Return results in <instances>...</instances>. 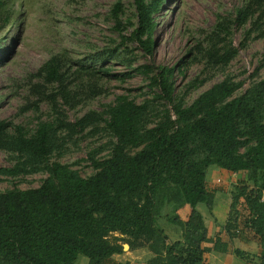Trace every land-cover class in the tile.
Masks as SVG:
<instances>
[{"label":"trees","instance_id":"1","mask_svg":"<svg viewBox=\"0 0 264 264\" xmlns=\"http://www.w3.org/2000/svg\"><path fill=\"white\" fill-rule=\"evenodd\" d=\"M262 4L264 0H249L237 11V20L243 22L253 7ZM133 5L136 27L130 39L150 55L151 17L160 0H133ZM120 9L116 2L109 13L117 30ZM208 55L216 65H225L231 57ZM172 69L156 67L150 81L174 119L164 113L147 127L146 104L116 97L98 118L115 145L107 159L92 163L94 173L85 178L66 164L47 162L57 149L52 122L37 121L27 130L0 120V151L15 160L0 168V175L47 173L36 188L0 192V264H74L77 256L85 257L87 264H118L111 259L121 253L118 238L108 240L114 233L148 243L153 257L147 264H204L208 251L230 252L244 264H264V78L235 97V87L223 80L182 106L173 98ZM71 73L61 56L50 57L34 75L39 81L30 87L29 94L35 97L30 107L56 98L68 103L64 80ZM89 85L96 95L94 83ZM52 87V92L46 90ZM89 114L72 126L82 130L90 125ZM128 148L135 151L129 154ZM210 166L240 175L230 192L223 226L227 242L206 237L196 210L198 204L208 211L212 205L215 187L204 175ZM183 206L190 208L185 221L175 214ZM161 223L179 230V238L170 241ZM233 240L254 242L257 252L249 256L230 248ZM205 242L212 247L202 248Z\"/></svg>","mask_w":264,"mask_h":264},{"label":"rangeland","instance_id":"2","mask_svg":"<svg viewBox=\"0 0 264 264\" xmlns=\"http://www.w3.org/2000/svg\"><path fill=\"white\" fill-rule=\"evenodd\" d=\"M248 1L160 0L151 17L152 48L150 55H146L130 39L136 27L133 0H2L0 120L27 130H32L37 121L52 122L57 128V149L47 162L66 164L82 178L92 175V163L107 159L115 145L114 137L98 118L103 117L106 106L116 97L146 104L147 127L164 113L174 119L170 106L159 97L150 81L156 67L173 68L170 76L173 98L180 100L182 106L223 80L235 87L232 94L235 97L264 78V4L253 7L244 21L239 22L237 11ZM116 2L121 8L119 30L113 28L109 16ZM227 53L231 57L225 65L213 64L208 55L218 57ZM55 55L61 56L65 67L72 70L64 80L71 99L68 103L59 98L41 101L36 109L31 108L35 97L29 90L39 81L34 75ZM90 83H94L96 95L90 93ZM54 88L46 90L52 92ZM86 114L92 120L90 125L82 130L72 126ZM127 150L129 154L135 151ZM14 163L11 155L0 151V168ZM46 177L44 170L13 177L0 175V192L36 188ZM239 178L237 175L235 184ZM234 183L219 180L214 181V187L222 197H227ZM221 185L224 190L227 186L229 189L223 191ZM212 236L227 242L223 230ZM114 238H118L122 252L144 243L143 239L126 240L115 233L108 236L109 241ZM249 243L237 241L236 245L253 256L258 248L254 242ZM207 256L204 254V264H211Z\"/></svg>","mask_w":264,"mask_h":264},{"label":"crops","instance_id":"3","mask_svg":"<svg viewBox=\"0 0 264 264\" xmlns=\"http://www.w3.org/2000/svg\"><path fill=\"white\" fill-rule=\"evenodd\" d=\"M205 181L210 184L211 186H214V181L218 182L219 180H223L224 183L230 184L234 183L235 178L237 175L235 173H231L228 171H225L223 169L217 168L215 166H210L205 170ZM228 178H232V180H226ZM235 184V183H234ZM223 185V184H222ZM221 185V186H222ZM217 187V186H216ZM229 187L227 186L226 189H223V191H227ZM229 204H230V194L228 193V196L225 197V195L220 194L218 190H215V193L213 194L212 199V205L210 210H206L203 204H198L196 206V210L200 213L204 227L206 229V237L210 240H213L214 234L219 233V230H223V226L226 222V214L229 211ZM221 211V215H218ZM190 213V208L188 206H183L180 209H178L175 214L178 216V218L181 221H185ZM218 219V221H217ZM218 222V224L216 223ZM214 222L217 226H215ZM161 226L164 230V233L167 235L168 239L170 241L177 240L179 238L180 231L176 230L172 225L161 223ZM165 226V227H164ZM168 234L170 236H168ZM221 241H224L221 239ZM237 240H233L230 244V248H237L242 249L243 247H237L236 245ZM201 247L204 249H210L212 247V243L205 242L201 244ZM209 256V260L211 261V264H244L241 260L233 257L230 252L228 253H216L213 251L205 252ZM207 256V257H208ZM153 257L152 253L148 250L147 245L142 243V245H139L138 247H135L133 249H128L125 252H122L121 247V253L119 254H113L111 255V259L117 262L118 264H147V262ZM212 257H217L216 260H214ZM85 258V257H84ZM83 256H77V259L75 260L74 264H87V259H84Z\"/></svg>","mask_w":264,"mask_h":264}]
</instances>
